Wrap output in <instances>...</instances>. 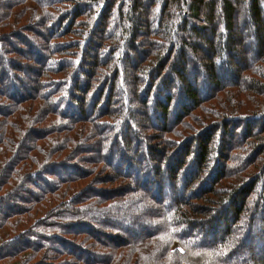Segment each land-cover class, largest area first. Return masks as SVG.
Listing matches in <instances>:
<instances>
[{
    "label": "trees",
    "instance_id": "obj_1",
    "mask_svg": "<svg viewBox=\"0 0 264 264\" xmlns=\"http://www.w3.org/2000/svg\"><path fill=\"white\" fill-rule=\"evenodd\" d=\"M261 209L264 0H0V264H264Z\"/></svg>",
    "mask_w": 264,
    "mask_h": 264
},
{
    "label": "rangeland",
    "instance_id": "obj_2",
    "mask_svg": "<svg viewBox=\"0 0 264 264\" xmlns=\"http://www.w3.org/2000/svg\"><path fill=\"white\" fill-rule=\"evenodd\" d=\"M243 9H245V7L243 8V7H240V11L241 12H243L242 14H241V19H244V21H245V27L246 28H249V26L251 25V21H250V18H249V16L246 14V11H243ZM244 28V27H243ZM250 30V29H249ZM252 31L253 30H250L249 31V33H248V35L246 36L245 35V33H244V36H246L245 37V42L244 43H246V50H245V52L248 54L249 53V51H252L253 50V46H254V40H253V36H250V33H252ZM209 35V32H208V30H206V31H202V33L200 34V40L201 41H203V39H205V37L206 36H208ZM200 41V42H201ZM203 43L201 42V45H202ZM203 46L204 47H206V45L205 44H203ZM202 46V51H203V53L206 51L205 50V48ZM29 55H31V56H34V52H29ZM138 57H140V52H137L136 53V55H134V54H131V57H130V62L132 63L133 62V59H137ZM233 57L236 59V62L239 64V63H241V57H240V55L239 54H237L236 52L235 53H233ZM187 60H188V64H189V67L191 66V64H192V62H193V57L192 56H190V55H187ZM192 61V62H191ZM219 64L221 65L220 67H221V69H220V72H222V75H221V82H225V83H229V82H233V81H235L236 80V78H237V76L235 75V74H233V66L229 63V60L228 59H224V61L223 60H221V61H219ZM177 73L179 72H182L183 71V69L181 70L180 68H177L176 70H175ZM32 72L31 71H26V73H25V79L23 80V81H21V82H19L18 84H17V87H18V90H17V92L19 93V91H23L24 93L25 92H27L28 90H27V88L26 87H28V86H30L32 83H31V81H29L30 80V78H31V76L33 75V74H31ZM193 73H198V75L201 77V79H202V82H201V84H205V80H204V78H205V74H204V70H203V68L201 67V65L199 64V67L197 68V69H194L193 70ZM6 80V79H5ZM201 84L199 85V87L201 86ZM212 85V84H211ZM18 93H17V95H18ZM185 101H186V98H185ZM88 109H90V107H88ZM172 118H174V112H172V115H171V117H170V121H171V119ZM169 121V122H170ZM116 155H117V153H115ZM114 154V155H115ZM70 168L69 167H66V168H64V169H60V168H57V170L61 173V174H67V172H68V170H69ZM131 172H133V171H131ZM138 179L141 181V178H140V176L138 177ZM163 186V195H170V190H169V187L167 186V179H164V182H163V184H162ZM180 192H181V187L178 189V191H176L174 194L175 195H179L180 194ZM137 210L138 209H131V211H130V216H131V218L129 217V218H127L126 220H125V224L122 226L123 228H129L128 229V232H129V234L130 235H132V236H134V235H137V234H139V233H144V232H146L147 231V229H149V228H152L153 227V222H152V220H150V219H145V220H143V221H138L137 223H135V222H133V219H132V215H135V214H137ZM259 215H261V214H264V209H261L260 211H259V213H258ZM115 218L116 217H111L110 216V221H114L115 220ZM117 219V218H116ZM220 224V225H219ZM222 224H221V221L217 224V226L215 227V230L213 231V233H211V235H209V240H212V238L213 237H215V236H219L221 233H222ZM128 232H123L122 234H123V236H125V234H127ZM244 254H243V252H242V255H245V256H247V250H244Z\"/></svg>",
    "mask_w": 264,
    "mask_h": 264
}]
</instances>
